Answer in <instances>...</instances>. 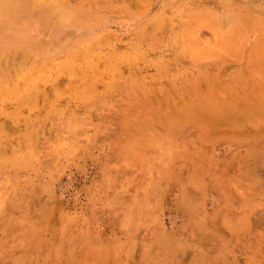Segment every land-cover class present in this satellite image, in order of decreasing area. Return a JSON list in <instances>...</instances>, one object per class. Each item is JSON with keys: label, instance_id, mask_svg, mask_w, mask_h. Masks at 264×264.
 I'll use <instances>...</instances> for the list:
<instances>
[{"label": "rangeland", "instance_id": "1", "mask_svg": "<svg viewBox=\"0 0 264 264\" xmlns=\"http://www.w3.org/2000/svg\"><path fill=\"white\" fill-rule=\"evenodd\" d=\"M0 126V264H264V0H0Z\"/></svg>", "mask_w": 264, "mask_h": 264}, {"label": "bare ground", "instance_id": "2", "mask_svg": "<svg viewBox=\"0 0 264 264\" xmlns=\"http://www.w3.org/2000/svg\"><path fill=\"white\" fill-rule=\"evenodd\" d=\"M46 1H48V0H46ZM60 1V0H59ZM178 3H180V2H178ZM57 5V4H56ZM175 5V4H174ZM169 13V12H168ZM230 14V13H229ZM163 16V15H162ZM160 17V16H159ZM234 19V18H233ZM73 20V19H72ZM222 21V20H221ZM229 21V20H228ZM161 23H162V21H161ZM225 24V23H224ZM227 24H228V22H227ZM225 27V26H224ZM263 30V29H262ZM82 42V41H81ZM36 53V52H35ZM1 127V126H0ZM40 128V127H39ZM30 134V133H29ZM29 136V135H28ZM26 138V137H25ZM29 139V138H28ZM25 141V140H24ZM26 148V147H25ZM73 149V148H72ZM12 151V150H11ZM109 151V150H108ZM16 196V195H15ZM6 200V199H5ZM4 203V202H3ZM2 205V204H1ZM27 206V205H26ZM27 210V209H26ZM1 213V212H0ZM23 215V214H22ZM121 215V214H120ZM2 217V216H1ZM3 217H5V215H3ZM6 217H7V215H6ZM9 219H11L10 217H8ZM7 218V219H8ZM10 221V220H9ZM117 223V222H116ZM70 226V225H69ZM58 236V235H57ZM112 254V253H111ZM133 255V254H132ZM36 257V256H35ZM18 259V258H17ZM18 261V260H17ZM114 263V262H113ZM105 264H106V262H105Z\"/></svg>", "mask_w": 264, "mask_h": 264}]
</instances>
